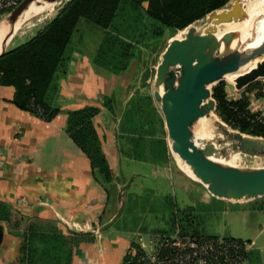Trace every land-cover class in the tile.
I'll return each mask as SVG.
<instances>
[{"label":"trees","instance_id":"1","mask_svg":"<svg viewBox=\"0 0 264 264\" xmlns=\"http://www.w3.org/2000/svg\"><path fill=\"white\" fill-rule=\"evenodd\" d=\"M17 1L20 3L22 0ZM229 1L66 0L31 37L0 55V85L14 88L12 102L17 108L28 111L44 121H51L60 112V108L51 103L50 96L56 89L57 75L67 70L71 54L68 47L80 19L104 29L92 62L118 75L127 72L141 48L159 46L166 29L173 35L204 18L211 11L223 8ZM58 3L57 1L53 8ZM11 10H1L0 17ZM33 17L30 19H34ZM227 86L226 81L217 82L212 86V97L216 101L215 114L241 133L264 137V117L250 109V100L246 95L247 92L261 88V84L251 83L239 96L233 98L228 96ZM140 99L146 104H152L151 96ZM100 103L108 112L114 113L110 97H103ZM130 103L131 107L125 108L121 114L120 133L122 136L136 133V146L147 148L141 136L146 120L142 119L145 109L141 101L131 100ZM100 111L101 107L96 105L68 110L65 131L87 157L94 180L104 188L108 197H113L117 189L115 178L93 121ZM158 121L161 127L164 126L161 116ZM162 147L165 162L169 155L165 139L162 141ZM128 154L138 160H145L147 156L131 151ZM187 207L180 214L172 208L169 227L152 233L169 234L180 228L181 233L188 234L186 226L182 223L185 220L189 221V224L192 219L189 217L192 207ZM147 208L151 206H136L137 211H145ZM0 222L11 224L16 230L14 234L22 238L18 256L9 264H71L72 251L78 239L89 236L64 235L53 228L45 229L39 223L29 221L24 215H20L16 220L10 206L2 200ZM192 235L219 237L200 234L195 229Z\"/></svg>","mask_w":264,"mask_h":264},{"label":"crops","instance_id":"2","mask_svg":"<svg viewBox=\"0 0 264 264\" xmlns=\"http://www.w3.org/2000/svg\"><path fill=\"white\" fill-rule=\"evenodd\" d=\"M29 20L12 33L7 49L13 40L21 42L24 36L31 37L37 31L18 32L31 24ZM92 59L70 54L67 70L57 75L56 89L50 96L51 103L60 108L51 121L17 108L12 102L14 88L0 85V200L10 206L15 218L27 216L29 221L37 222L45 229H56L64 235L89 234L78 239L71 264H122L132 242L130 234L126 232L127 235L117 236L108 229L109 226L102 231L99 229L116 213L118 188L127 182L126 178L117 184L115 178L120 172L121 156L116 132L125 100H122L120 110L112 104L113 114L101 106L100 100L112 96L117 83L119 87L126 86L127 79H122L124 72L106 75L104 70L93 66ZM257 92L258 89L252 91L255 95ZM85 105L101 107L93 121L115 178L117 189L113 197H108L104 188L94 180L87 157L65 131L67 111ZM260 105L264 112V103ZM124 143L122 146L127 148L128 144ZM122 151L128 156L129 150ZM262 197L222 201L246 205ZM255 210L262 212L264 206ZM260 224L262 229L257 236L264 231V224ZM15 231L11 224L0 222V264H9L18 256L22 238L15 235ZM245 241L250 243L246 264H264L263 246L258 240Z\"/></svg>","mask_w":264,"mask_h":264},{"label":"rangeland","instance_id":"3","mask_svg":"<svg viewBox=\"0 0 264 264\" xmlns=\"http://www.w3.org/2000/svg\"><path fill=\"white\" fill-rule=\"evenodd\" d=\"M57 1L59 3L56 7H52L48 9V11L46 10L36 15L35 18L33 17L34 19H30L31 21L29 20L31 24L25 25L18 32L28 31L30 29L31 31L38 30L54 15L59 6L66 0ZM230 2H233V0ZM259 2L262 3V6L264 5V0H258L257 5ZM6 15L7 14H3L0 20L6 17ZM246 17L247 13L245 12L244 15L242 14L237 17L235 21L233 20L218 25L217 30L226 31V29L234 27L235 25H231L230 23L243 21ZM205 22L206 17L194 22L192 25L200 30L204 28ZM226 24L231 26H227ZM103 34L104 29L100 26L88 22L85 19H80L68 47L69 53H73L77 57L87 56L92 59L101 42ZM184 34L185 30H180L171 35L170 30L166 29L159 46L141 48L140 51L136 53L127 72H124V74L122 73V79H127L126 86L121 85L122 87H119L117 83L114 89H112V96H110L112 98L111 102L113 106L115 105L114 108L118 110L121 108L123 99L125 100L124 109L131 107V100L141 101L143 104L145 113L142 119L145 118L146 120L143 124L144 128L141 131V136L144 138L147 148L142 149L141 146H136V142L138 141V135L136 133L122 136L119 128L120 122L118 123L116 138L119 143V154H121V156L119 160L120 172H117V174L121 181L127 178V180L131 179L132 183L125 190V203L120 214L108 229L115 232L117 236H123L129 233L130 240H134L136 238L135 232H139L144 238L143 243L146 244L149 239L148 236L152 231L169 227L168 221L173 211L172 208L180 214L184 208L191 206L192 209L189 213V217L192 218L191 222L188 224L189 221H182L186 226L188 234L192 235L195 229L200 234L219 237L231 236L241 238L244 241L249 239L257 242L258 240L259 245L263 246L262 252H264V231L257 236L258 231L262 229L260 223L264 224V211L260 212L255 210L256 207L264 206V197L251 201V203L246 205H236L235 203L222 201L225 199H214V197H211V193L207 191L204 185L190 178L180 170L176 163L174 153L170 151L169 139L165 127L159 125L158 117L161 116L163 119L162 111L159 104L154 101L152 96L155 89L153 85L155 72L161 59V53L166 48H169L170 38H182ZM28 38V35H26L21 42H16V39L13 40L10 44V48L23 43ZM262 58H264L263 55L257 57L252 62L253 66L256 61H260ZM93 66L104 70L106 75L109 74V71L103 67L95 64H93ZM230 80L231 79L225 80L228 83V96L230 98L237 97L245 87L241 90H236ZM254 82H259L261 84V88L258 89V94L260 95L257 93L255 95V93L253 94L252 92H247L246 95L250 94L247 95L250 100V109L254 112H258L264 117V112L261 110L262 106L260 105L262 102L264 103V78H259ZM108 85L109 83L106 84V87H108ZM147 95L152 97V104H146L144 100L142 101L140 99ZM214 116L216 119L220 120L217 115L214 114ZM229 129L233 128L229 126ZM205 131V135L202 136L198 130V137H196L195 140L200 142L202 146L210 144L212 148L215 149V155L220 158L223 157V160L227 158L229 160L231 159V161H226L234 164L249 166L264 164V155L249 156L245 152L238 150L239 148L237 147V149L235 148L233 150L230 146V142L232 141L228 142V140L231 139L221 133L217 124L209 122L208 128H206ZM217 133L219 138L214 140L213 138L217 136ZM164 139L166 140L169 152L165 162L163 157L164 149L162 147V141ZM219 139L227 141V144L218 143L217 140ZM123 143L128 144L127 148L124 145L122 146ZM234 143L238 144L237 141ZM122 149H126V151L129 150V152L131 151L132 153H138V155H147L148 158L145 156V160L139 161L134 158L133 160L128 158V156L132 155L128 154L127 156L123 154ZM132 175H134V177ZM141 204L143 206L147 204L151 206V208H147L145 211H137L136 206H140ZM117 206L116 203V210ZM17 219L18 217L16 220Z\"/></svg>","mask_w":264,"mask_h":264},{"label":"water","instance_id":"4","mask_svg":"<svg viewBox=\"0 0 264 264\" xmlns=\"http://www.w3.org/2000/svg\"><path fill=\"white\" fill-rule=\"evenodd\" d=\"M230 1L223 8L213 10L205 16L207 26L203 31H198L192 23L183 29L184 37L170 38L169 48L161 53L155 72L152 96L162 111L170 151L182 157L196 174L197 181L216 198L247 201L264 196V164L249 166L225 163L223 158L215 155V149L210 144L199 146L194 136L197 121L202 117H209L212 112L215 114L213 85L225 81L226 75L233 73L238 74L232 82L236 90L264 78V58L256 61L245 72H239L241 67L261 55L264 56V36L257 45L252 46L256 36L254 29L250 30L246 43H241L238 31L230 30L219 37L216 35L218 25L235 21L246 12L242 0ZM26 2L27 0H22L13 8L9 12L11 17L15 18L20 14ZM39 2L50 3V0ZM12 33L13 31L7 35L0 55L8 50L7 41ZM214 123L231 139L229 141H232L230 146L233 150L237 147L249 156L264 155V137L229 129L221 119H216ZM217 141L227 142L220 139ZM236 141L238 144L234 143ZM115 178L119 184V177ZM131 182L129 179L119 186L116 213L99 231L113 224L120 214L125 203V190ZM68 231L74 232L70 229Z\"/></svg>","mask_w":264,"mask_h":264},{"label":"built area","instance_id":"5","mask_svg":"<svg viewBox=\"0 0 264 264\" xmlns=\"http://www.w3.org/2000/svg\"><path fill=\"white\" fill-rule=\"evenodd\" d=\"M17 0H0V11L13 9ZM141 233L132 240L122 264H246L250 243L237 238H210L181 233Z\"/></svg>","mask_w":264,"mask_h":264},{"label":"bare ground","instance_id":"6","mask_svg":"<svg viewBox=\"0 0 264 264\" xmlns=\"http://www.w3.org/2000/svg\"><path fill=\"white\" fill-rule=\"evenodd\" d=\"M257 1L258 0H242L244 7H245V10H246V13H247L246 19H244L243 21H240V22L230 23L231 25L235 24L234 27L228 28V29H226V31H218L217 30L216 35L219 37L224 32H228L230 30L238 31V32H240V36H239L240 39L239 40L241 41V43H246V41L249 39L250 30L254 29V30H256V36L252 42V46L257 45L262 40V38L264 36V5L262 6L261 2H259L257 5ZM56 2L57 1L50 0V3H48V2L40 3L39 0H27L26 4L21 9V13L17 14L15 16V18L11 17L10 14H8V15H6V17L2 18L0 20V44H2V41L4 40L6 35L9 34L11 31L15 32V30L20 28L22 24H24L26 21H28L33 16H36V15L40 14L41 12H45L47 9L52 8ZM231 25L228 24L227 26H231ZM206 26H207V22H205L204 28ZM204 28H202L200 30L197 28L196 29L198 31H203ZM1 49H2V47L0 48V50ZM252 62L253 61H251L247 65L241 67L239 72L243 73L246 70H248L249 68L253 67ZM233 74H235V76L232 74L226 75V80L231 79L230 81L233 82V79L238 75L237 73H233ZM215 120H216V117L214 116L213 112L210 114L209 117L200 118L194 127L195 138L198 137V130H199V133L202 136H204L205 135L204 132H206L205 129L208 128L209 122L214 123ZM218 133H217V136H215L213 138L214 140L219 138ZM224 138H226V137H224ZM208 139H209V137H208ZM228 142H229V140H228ZM196 143L199 146H202V144L200 142L196 141ZM174 155H175L176 163H177L178 167L180 168V170L183 171L190 178L197 181V176L193 172V170L190 168V166L188 164H186V162L182 159V157L179 154L178 155L174 154ZM226 160H229V159H226ZM226 160H223V161L225 163L234 164L232 162H229V161H231V159L229 161H226ZM234 165H236V164H234Z\"/></svg>","mask_w":264,"mask_h":264}]
</instances>
